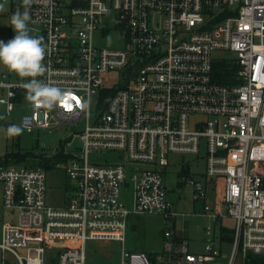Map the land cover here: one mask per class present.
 I'll return each instance as SVG.
<instances>
[{"label":"built area","instance_id":"2783aa9c","mask_svg":"<svg viewBox=\"0 0 264 264\" xmlns=\"http://www.w3.org/2000/svg\"><path fill=\"white\" fill-rule=\"evenodd\" d=\"M11 2L44 38L45 71L36 78L68 90L71 102L28 101L30 78L2 73L7 127L15 105L26 104L21 129L81 132L79 146L67 141L52 155L64 157L52 165L74 182L62 207L46 204L45 167H0L3 207L17 212L1 229L0 264H86L89 241L119 243V264H212L228 218L225 264L264 257V0ZM111 30L123 34V48L94 44L95 32ZM222 64L228 83L217 82ZM112 89L106 101L101 92ZM201 147L205 172L198 179L182 169L180 184L219 227L208 225L203 252L192 253L163 178L168 155L198 156ZM140 215L172 222L159 254L124 247L129 219Z\"/></svg>","mask_w":264,"mask_h":264},{"label":"rangeland","instance_id":"374dc122","mask_svg":"<svg viewBox=\"0 0 264 264\" xmlns=\"http://www.w3.org/2000/svg\"><path fill=\"white\" fill-rule=\"evenodd\" d=\"M21 1V0H20ZM24 2V0H22ZM13 10V2L0 1V40L5 42L11 39L15 33L9 24V19ZM29 28V27H28ZM29 34L35 36V31L29 28ZM125 39L118 30L100 35L94 33V44L100 48L121 49L124 47ZM10 79L18 76L14 72H9L3 66H0V74L5 73ZM29 108L26 104H16L9 117L12 125L19 126L21 117L28 114ZM5 110L0 106V161L6 155L20 154L26 156L21 161L9 160L8 166L35 168L37 161L41 157L53 158L52 155L56 149L62 148L67 141H71L72 147L79 146V138L71 134V129L64 126H58L51 129H39L27 132L22 129L19 134H13L7 127V119L4 117ZM109 154H103L109 157ZM61 163V160L51 159ZM205 149L201 147L198 156H180L168 155L169 166L166 168V176L163 178L169 200L174 204L176 211L180 215L176 218V226L179 230L185 232L182 236L190 241V251L200 253L203 250L204 229L210 224L206 217L190 214H196L202 211V202L192 201L191 188L180 184L179 174L184 169V174L194 178H201L205 172ZM188 173H187V172ZM2 183L0 182V240L3 224L14 223L17 212L5 209L2 204ZM74 182L66 176L63 168L51 166L46 170V204L52 207H62L65 205L68 194L73 193ZM212 206V197L208 193L205 202ZM223 225L232 228L234 223L231 218L224 219ZM172 226L171 221L164 220L159 215H140L129 219L128 228L125 235V249L129 251H139L156 255L161 252L163 231ZM229 244H223L221 254L215 263L225 264L229 258ZM49 253V252H48ZM120 244L117 242H99L89 241L86 246V264H119ZM262 257V256H261ZM50 258V256H49ZM264 258V257H262ZM235 264H242L239 256L235 259Z\"/></svg>","mask_w":264,"mask_h":264},{"label":"clouds","instance_id":"9594fccd","mask_svg":"<svg viewBox=\"0 0 264 264\" xmlns=\"http://www.w3.org/2000/svg\"><path fill=\"white\" fill-rule=\"evenodd\" d=\"M30 0H24L27 5ZM29 12L14 11L9 19V24L15 35L7 40H0V66L9 72H14L20 77H29L24 83L25 99L39 101L42 106L54 108L57 104L65 101L71 102L68 90L58 86L42 82L37 79L45 71L42 61L45 56V44L43 36L29 34ZM10 131L19 134L22 129L12 125Z\"/></svg>","mask_w":264,"mask_h":264},{"label":"trees","instance_id":"16d2710c","mask_svg":"<svg viewBox=\"0 0 264 264\" xmlns=\"http://www.w3.org/2000/svg\"><path fill=\"white\" fill-rule=\"evenodd\" d=\"M229 67V66H228ZM227 66L225 65H219L216 67L215 69V73H217L218 77H217V82L219 83H228L226 80H224V77L226 76V74L230 73V70L228 69ZM224 75V77H223ZM115 89L112 90H103L101 92V96L104 97V99L106 101L109 100V98L111 97V95L114 93ZM61 155H55L53 156V158H47V157H41L37 163H36V167H45V169L47 170L48 168H50L53 164L51 159H56V160H60V158H64V157H60ZM26 156L20 155V154H12V155H6L1 161H0V167H9L8 166V162L9 160H16V161H21L23 159H25ZM223 233V241H231L232 237H231V231L230 230H222L221 231ZM245 264H264V258H262L261 256H254V255H247L245 258Z\"/></svg>","mask_w":264,"mask_h":264},{"label":"crops","instance_id":"0c3cea01","mask_svg":"<svg viewBox=\"0 0 264 264\" xmlns=\"http://www.w3.org/2000/svg\"><path fill=\"white\" fill-rule=\"evenodd\" d=\"M7 72V71H6ZM1 75V74H0ZM9 77V76H8ZM19 78H23V77H16L15 79H10V80H17V79H19ZM198 216H199V214H197ZM200 217H204V216H200ZM210 224L212 225V226H214L215 224H213L211 221H210ZM209 224V225H210ZM223 224V223H222ZM224 226H226V225H224ZM218 227L219 226H214V231L215 232H217L218 231ZM227 228H225L224 230H230L229 229V227L228 226H226ZM223 230V229H222ZM221 230V231H222ZM231 231V230H230ZM185 231L183 230V229H181V231L179 232V235L181 236V237H183L184 239H186L187 241H188V244H189V250H190V241L186 238V237H184V236H182V234L184 233ZM204 244H205V236H204V242H203V249H204ZM223 244H229V246H230V249H231V241H223V233L221 232L220 233V237H219V240H218V242H217V245H218V247H219V249H220V252H221V247H222V245ZM124 247H125V245H124ZM129 251V250H128ZM202 252H203V250H202ZM201 253V252H200ZM229 255H230V250H229ZM243 264H245V261L243 262Z\"/></svg>","mask_w":264,"mask_h":264}]
</instances>
